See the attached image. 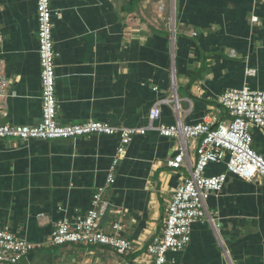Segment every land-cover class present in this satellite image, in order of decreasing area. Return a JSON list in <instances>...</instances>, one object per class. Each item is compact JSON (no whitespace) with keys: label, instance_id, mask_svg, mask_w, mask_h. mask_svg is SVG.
Returning <instances> with one entry per match:
<instances>
[{"label":"crops","instance_id":"1","mask_svg":"<svg viewBox=\"0 0 264 264\" xmlns=\"http://www.w3.org/2000/svg\"><path fill=\"white\" fill-rule=\"evenodd\" d=\"M58 121L143 127L160 103L158 124L228 122V89L264 90V0H51ZM253 16L259 19L253 22ZM37 0H0V125H37L43 116ZM232 52L235 55H232ZM250 70H255L249 75ZM177 97L175 103L164 100ZM254 148L264 155V130ZM118 134L72 139L0 140V227L38 248L19 264H151L174 191L197 161L188 139L179 169L168 166L181 140L157 130L134 136L107 186ZM227 172L211 164L208 175ZM106 187L110 231L121 221L133 249L49 246L55 224L92 207ZM210 220L193 224L191 242L167 264H264V176L228 173L207 202Z\"/></svg>","mask_w":264,"mask_h":264},{"label":"built area","instance_id":"2","mask_svg":"<svg viewBox=\"0 0 264 264\" xmlns=\"http://www.w3.org/2000/svg\"><path fill=\"white\" fill-rule=\"evenodd\" d=\"M38 40L41 60V82L43 94V116L37 125H0V140L13 138L30 139H72L90 134H118L120 143L109 170L107 186L116 181V168L128 145L138 134L157 130L160 135L181 140L179 152L168 161L173 169L182 167L187 158L186 141L198 139L197 161L188 163L189 177L174 191L164 220L162 236L156 238L148 247L151 264H167V254L183 250L192 239L193 224L207 218L210 220L207 202L211 195L220 193L227 182L228 173L245 180L264 176V155L253 146L255 128L264 130V90H254L249 86L226 90L219 103L229 116L228 122L214 124L212 120L185 124L178 119L174 124H158L161 117L160 103L151 110L149 123L143 127H115L100 121L62 124L58 121V99L56 95V52L53 40V10L51 0H37ZM253 16L252 21H258ZM4 35L0 30V42ZM232 55H235L232 52ZM1 73V67H0ZM255 70H250L253 75ZM1 77V75H0ZM7 83L0 81V90ZM164 103H175L177 97ZM226 162L227 172L208 175L211 164ZM106 187L98 188L93 194L92 207L73 220L62 219L56 222L49 246L81 244L107 247L117 253L125 254L133 249L132 242L124 237L121 221H115L110 231L103 229L102 221L111 210L106 195ZM38 246L15 233L0 227V264H19Z\"/></svg>","mask_w":264,"mask_h":264}]
</instances>
